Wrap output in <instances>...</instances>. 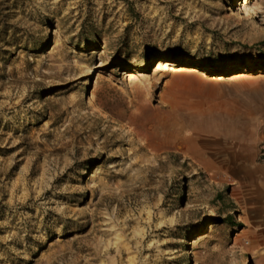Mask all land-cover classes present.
Returning a JSON list of instances; mask_svg holds the SVG:
<instances>
[{"label":"rangeland","instance_id":"374dc122","mask_svg":"<svg viewBox=\"0 0 264 264\" xmlns=\"http://www.w3.org/2000/svg\"><path fill=\"white\" fill-rule=\"evenodd\" d=\"M263 147L264 0H0V264H264Z\"/></svg>","mask_w":264,"mask_h":264},{"label":"bare ground","instance_id":"6f19581e","mask_svg":"<svg viewBox=\"0 0 264 264\" xmlns=\"http://www.w3.org/2000/svg\"><path fill=\"white\" fill-rule=\"evenodd\" d=\"M243 10L244 11L242 13L244 15V18L250 19L252 17L250 8L248 6H244ZM167 65L169 64L167 63L161 64L160 66H162L163 68H166ZM152 114L153 113H151L150 109H146L144 110V112H142V116L140 117L141 119H131L130 120V126L133 128L132 135H134L136 139H140L141 142L147 143L148 147L153 152H157L160 148L161 149L159 151L163 149H167V146H166L167 142H165V140H168V144H171L173 146L172 147L173 151L178 152L179 154H182L186 159H190L193 161L198 160L197 159V154H199L198 145L196 144L194 140H191L187 137V134L185 133V130H186L185 125L180 122H175V126L173 128L174 130L173 129L167 130L166 128H159L158 130L154 129L156 130L154 132L147 131L145 124L146 122H149L151 120ZM190 127L193 128V134L194 132L199 133L198 126H195V127L190 126ZM190 127L189 129H191Z\"/></svg>","mask_w":264,"mask_h":264},{"label":"crops","instance_id":"0c3cea01","mask_svg":"<svg viewBox=\"0 0 264 264\" xmlns=\"http://www.w3.org/2000/svg\"><path fill=\"white\" fill-rule=\"evenodd\" d=\"M259 186V185H258ZM258 186L253 184L248 185H241L237 189V195L249 198V202L242 204V208L244 210L243 220L247 221L248 223H255L253 224V228H249V238L251 239L250 242H247L251 247H264V211H261L260 203L258 202L262 198H264V193L259 191L256 192H248V190H259ZM242 190H246L247 192L244 193ZM264 263V255L262 256V260Z\"/></svg>","mask_w":264,"mask_h":264},{"label":"built area","instance_id":"2783aa9c","mask_svg":"<svg viewBox=\"0 0 264 264\" xmlns=\"http://www.w3.org/2000/svg\"><path fill=\"white\" fill-rule=\"evenodd\" d=\"M260 161H261L262 165L264 166V147L262 148V151L260 153Z\"/></svg>","mask_w":264,"mask_h":264},{"label":"trees","instance_id":"16d2710c","mask_svg":"<svg viewBox=\"0 0 264 264\" xmlns=\"http://www.w3.org/2000/svg\"><path fill=\"white\" fill-rule=\"evenodd\" d=\"M202 67H204V66H202Z\"/></svg>","mask_w":264,"mask_h":264}]
</instances>
